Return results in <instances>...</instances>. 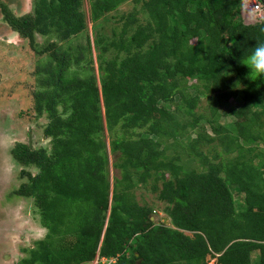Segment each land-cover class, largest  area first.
I'll use <instances>...</instances> for the list:
<instances>
[{"label": "trees", "instance_id": "trees-1", "mask_svg": "<svg viewBox=\"0 0 264 264\" xmlns=\"http://www.w3.org/2000/svg\"><path fill=\"white\" fill-rule=\"evenodd\" d=\"M88 1L86 45L44 50L37 34L89 32L86 0H34L21 15L3 5L51 58L34 108L50 145L11 149L27 179L15 195L46 230L20 264H264V77L240 63L264 42V18L245 23L242 0H134L119 18L125 0ZM139 185L158 191L172 226Z\"/></svg>", "mask_w": 264, "mask_h": 264}, {"label": "rangeland", "instance_id": "rangeland-1", "mask_svg": "<svg viewBox=\"0 0 264 264\" xmlns=\"http://www.w3.org/2000/svg\"><path fill=\"white\" fill-rule=\"evenodd\" d=\"M3 5H7L14 14L21 15L33 12L34 0H0V264H20L21 258L28 254L27 250L34 246L35 240L45 235L46 230L40 223L33 199L15 195V190L27 179L22 177L21 172L24 167L14 160L11 149L18 141L31 144L33 147L50 145L49 138L44 132L48 117L46 113L37 115L34 108L35 94L45 88L42 80L47 73L42 68L48 65L51 58L49 51L41 54L40 51L32 48L29 40L23 39L7 25L4 20ZM134 5V0H125L120 5L118 13L116 11L111 13L119 18V13L132 11ZM84 8L88 14L89 32L86 31L67 41L60 40L56 33L49 36L37 34L38 50H44L52 41L59 42L62 49L68 46L75 48L80 45L85 46L87 35L92 31L88 0ZM106 26L108 29L111 28L110 23ZM81 72L85 73L83 70ZM240 102V99L232 100V104L239 105ZM201 104L199 111L208 110L204 109L208 106L205 99ZM175 107L176 102L172 103V108ZM228 107L221 113L225 114ZM234 120L233 116L228 115H223L221 118L223 123L229 125ZM207 124L205 121L199 123L201 127L205 126L209 132H212ZM189 131L192 132V129ZM183 141L185 144L188 139ZM260 143L263 149L264 142ZM30 170L34 174L37 172L36 168ZM114 174L115 169L110 164L111 180ZM149 185H139L136 188L135 194L138 200L153 203L156 208L154 219L172 226L171 219L162 211L164 204L158 199V191H154L153 188L148 187ZM240 195L242 196L241 193ZM239 202L243 203L241 200ZM252 257L256 262L258 251H254ZM103 260L104 262L97 257L89 264H106V260ZM207 260V264H217L216 257L208 256Z\"/></svg>", "mask_w": 264, "mask_h": 264}, {"label": "clouds", "instance_id": "clouds-1", "mask_svg": "<svg viewBox=\"0 0 264 264\" xmlns=\"http://www.w3.org/2000/svg\"><path fill=\"white\" fill-rule=\"evenodd\" d=\"M240 63L250 69L248 79L255 81L264 77V42H258L251 47Z\"/></svg>", "mask_w": 264, "mask_h": 264}, {"label": "built area", "instance_id": "built-area-1", "mask_svg": "<svg viewBox=\"0 0 264 264\" xmlns=\"http://www.w3.org/2000/svg\"><path fill=\"white\" fill-rule=\"evenodd\" d=\"M244 22L256 23L264 18V0H243Z\"/></svg>", "mask_w": 264, "mask_h": 264}]
</instances>
